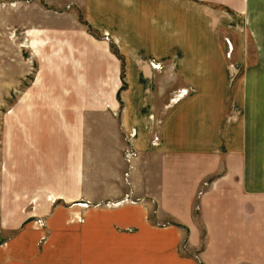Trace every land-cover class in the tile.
Segmentation results:
<instances>
[{
    "label": "crops",
    "instance_id": "crops-1",
    "mask_svg": "<svg viewBox=\"0 0 264 264\" xmlns=\"http://www.w3.org/2000/svg\"><path fill=\"white\" fill-rule=\"evenodd\" d=\"M83 1L85 13L79 1L78 7L96 27L115 24L120 40L141 41L129 46V84L136 88L129 114L115 98L102 102L115 127L110 129L115 136L106 165L117 173L103 193L87 191L86 178L77 184L72 179L53 182L52 172L42 162L37 167L45 172L39 181L37 167L16 162L27 147L23 149L18 140L23 135L15 133L14 139L19 137L13 143L21 151L13 162L5 159L0 169V222L8 235L0 244V264H264V110L256 108L257 98H251L246 105L252 108L242 118L225 122L227 59L218 29L219 22L229 20L225 18L229 13L216 15L212 7L194 0ZM114 57V65L121 68ZM149 57L168 59L170 70H175L167 71L168 78L180 74L184 79L180 86L196 87V93L168 113L161 129L162 146L156 150L149 148L146 122L148 114L163 110L159 109L162 91L158 84L151 85V73H156L146 62ZM138 75H144L145 84L136 80ZM41 101L47 105L51 100ZM39 117L37 113L33 118ZM130 124L139 127L136 145L141 156L135 167L123 154L124 132ZM32 137H26L30 151L39 146ZM28 160L33 161L32 156ZM204 178L210 183L202 191ZM96 179L94 184L102 182ZM52 184L69 185L61 191L54 188L65 196L59 199L104 202L128 197L140 203L90 208L83 223H69L68 208L44 198L51 234L39 248L38 232L30 224L22 229L28 217L22 208L35 187L47 190ZM195 203L201 204L198 214L193 212ZM158 221L169 224L160 226Z\"/></svg>",
    "mask_w": 264,
    "mask_h": 264
},
{
    "label": "rangeland",
    "instance_id": "rangeland-1",
    "mask_svg": "<svg viewBox=\"0 0 264 264\" xmlns=\"http://www.w3.org/2000/svg\"><path fill=\"white\" fill-rule=\"evenodd\" d=\"M78 1L84 11L86 4L83 0V4L80 0H0V169L5 159L13 162L15 153L21 151L13 143L19 137L14 139L15 133H20L23 135L18 139L20 145L23 149L27 147V150L25 154L17 156V163H32L34 168L42 162L46 163L48 172L53 174V182L72 179L77 184L80 179L86 178L87 191L95 189L103 193L117 173V170L106 165L108 159L112 158L109 148L114 143V139L111 143V138L115 136L110 129L115 127L107 116L103 101L112 102L114 100L111 99L115 98L122 105L123 113L126 111L129 114V99L136 93V88L129 84V46H136L141 41L132 38L129 42L120 40L116 36L120 32L114 30L115 24L109 28L96 27L90 18L85 19ZM194 1L212 7L216 15L220 11L229 13L225 16L229 20L219 22L218 29L220 49H225L227 59V87L223 94L227 105L225 122L232 123L242 118L247 109L252 108L246 105L251 103V98H257L256 108L264 110V0ZM242 3L245 8L239 9ZM120 26L125 28V24ZM126 29L129 32V27ZM35 31L38 35H35ZM123 52H128V57ZM113 55L117 56L121 68L117 69L114 65ZM146 60L152 72L156 73H151L152 87L156 88L158 84V90L162 91L159 109L163 110L148 114L145 123L150 133L149 148L156 150L162 146L161 129L168 113L189 94L196 93V87L180 86L184 81L180 74H176L174 79L168 78L167 71L171 74L175 71L170 70L172 67L168 59L149 57ZM116 69H120L118 73ZM135 78L145 84L144 75ZM115 80L120 85L118 89H115ZM214 92L207 97L214 95ZM41 98H49L51 101L46 102L50 104H42ZM37 113L41 117L33 118ZM21 114L23 120L17 121ZM78 115L80 119H77ZM124 134V158L129 163L128 150H133L130 162L135 167L141 156L136 145L139 127L130 124ZM26 135H33L32 140L36 139L39 144L32 151ZM30 156L33 161L28 160ZM34 172L41 181L40 174L45 171L38 168ZM95 178H100L102 182L94 184L97 181ZM207 181L208 178H204L200 182L202 191L209 186L210 182ZM52 186L47 189L48 195L45 187H35L22 208L28 215L22 229L30 224L38 232L39 248L46 245L51 234L47 223L49 214L44 213V198L49 203L56 204L57 201L67 207L69 223H83L85 211L90 208H114L140 203L137 198L127 197L104 202L88 199L87 204L77 198L59 199L65 196L53 192L54 188L61 191L68 189L69 185ZM50 193H53V197L49 196ZM200 207L201 204L195 203L193 212L198 214ZM1 224L0 244L8 239V235L3 234ZM168 224L169 221H158L160 226Z\"/></svg>",
    "mask_w": 264,
    "mask_h": 264
},
{
    "label": "built area",
    "instance_id": "built-area-1",
    "mask_svg": "<svg viewBox=\"0 0 264 264\" xmlns=\"http://www.w3.org/2000/svg\"><path fill=\"white\" fill-rule=\"evenodd\" d=\"M128 138V137H127ZM132 138V135L130 134V136H129V139H131ZM130 141V140H129ZM131 148V147H130ZM133 148V147H132ZM129 151V162H130V160H131V158H132V154H133V150H128ZM128 198V197H127ZM129 199V198H128ZM83 203H85V204H87V202L85 201V202H83ZM117 203H119V202H117Z\"/></svg>",
    "mask_w": 264,
    "mask_h": 264
}]
</instances>
